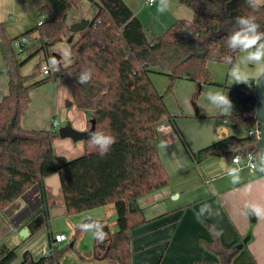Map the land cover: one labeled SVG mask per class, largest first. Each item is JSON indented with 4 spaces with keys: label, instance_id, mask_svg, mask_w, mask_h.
Returning a JSON list of instances; mask_svg holds the SVG:
<instances>
[{
    "label": "trees",
    "instance_id": "16d2710c",
    "mask_svg": "<svg viewBox=\"0 0 264 264\" xmlns=\"http://www.w3.org/2000/svg\"><path fill=\"white\" fill-rule=\"evenodd\" d=\"M82 1L45 0L39 15L47 19L26 34L36 42L31 43L34 50L29 49L25 59L20 56L27 49L18 52L14 44L18 38L10 39L5 23H0V49L9 77V92L0 101V212H5L34 186L57 177L65 216L114 205L118 231L105 236L103 241L98 239L97 248L113 264H132L131 232L148 223L145 211L136 204L166 190L171 181L159 152L161 126L169 123L174 127L196 163L220 157L231 164L234 158L246 157L256 150L257 142L256 138L227 134L194 152L178 129L176 121L181 117L168 110L165 93L157 91L151 74L159 72L170 78L167 93L173 91L179 80L192 81L195 84L192 99L196 102L205 86L215 84L210 62L231 68L225 61L230 56L237 63L241 51H232L227 46V37L238 31L231 27L232 21L239 28L235 18L251 15L264 27V3L252 9L246 0H179L193 11V19L178 20L162 34L149 36L124 0H90L96 7V15L88 30L71 43V62L54 56L60 61L58 70L39 78L42 69L39 63L30 75H24L22 70L29 62L41 54L49 61L53 57L52 48L67 40L69 13ZM89 69L92 79L79 84L80 73ZM57 78L65 80L76 106L91 113V120L96 121L95 130L115 137L105 155L101 156L86 140L84 155L57 165L54 142L60 138L58 131L23 128L32 90ZM257 83L243 85L239 113L202 118L220 121L222 125L226 120L228 127L252 128L256 122ZM256 172L264 176L262 165ZM132 203L136 205L133 209ZM82 231H85L82 225L76 227L75 236ZM212 232L213 239L205 243L206 248L219 258L217 264H232L240 251L223 246L217 233ZM53 242L50 238L47 255L35 259L26 251L20 262L16 249L0 245V264H62L72 247L60 248Z\"/></svg>",
    "mask_w": 264,
    "mask_h": 264
},
{
    "label": "crops",
    "instance_id": "0c3cea01",
    "mask_svg": "<svg viewBox=\"0 0 264 264\" xmlns=\"http://www.w3.org/2000/svg\"><path fill=\"white\" fill-rule=\"evenodd\" d=\"M124 1L142 21L149 36L162 34L178 20L194 17L193 11L180 4L179 0H168V7L164 11L158 10L162 7L161 0L151 5L147 4L146 0ZM44 4L45 0H0V23H5L7 36L17 39L36 29L40 21L39 11ZM94 8L96 9L90 0H83L72 10L75 12L72 17V11L69 13L67 40L52 48L53 57L61 58L58 49H71V43L82 36V31L71 32V27L85 21L91 22L94 18L90 20L89 17ZM27 37L30 43L25 48L26 56L33 46L31 43L36 42L34 38ZM71 38L72 42L69 43ZM33 60V67L29 72L23 73L24 75L31 74L37 64L41 63L43 68L48 62L42 54ZM217 66L214 64L210 67L209 64L215 84L204 87L198 103L192 99L195 84L187 79L180 80L175 90L177 97L173 98L178 99L177 108L175 104H172V107L167 105L165 99L171 114L185 116V120L178 118L176 123L194 152L216 143L221 136L227 134L245 137L246 129L239 134L235 127H228L229 124L224 127L220 121L202 118L221 115L207 106L204 94L210 89L222 90L232 102L231 113H236L239 111V93L243 85L259 81L263 76L260 75V66L252 64L243 70L248 76L246 83H230L228 73L231 68L224 65L226 69L222 70L225 71V76L216 77L214 67L219 71ZM26 68L23 70L26 71ZM153 74L166 75L159 72H153L151 75ZM46 76L41 74L39 78ZM152 80L156 89H159L161 81L156 77ZM64 88H67L68 92ZM183 88L186 91H183ZM230 88L234 92L227 91ZM8 92L9 77L0 49V101ZM31 99L29 110L22 120L24 129L58 131L67 123H71L77 131H89L91 113L76 106L63 78H57L33 89ZM202 106L207 107V111ZM178 109H181V112ZM54 120L58 122L56 127L53 126ZM159 132V152L171 175V181L166 190L145 197L136 204L145 211L148 223L131 232L132 264H217L219 258L205 246V243H210L213 239L212 230L217 235L219 233V240L225 247H235L242 243L245 237L250 236L249 247L244 245L242 250L246 252L242 255L241 251L232 264H264V215H249L246 208L249 204L264 206V176H258L257 172L249 169H240L239 182L233 183L228 175V169L232 167L225 158L210 157L196 163L171 124H164ZM54 150L56 164L62 165L84 155L85 142L58 138L54 142ZM63 209L64 200L57 177L48 179L42 186H34L5 212H0V245L16 249L18 262L26 251L35 259L47 255L50 250V238L54 241L56 235H66L67 240L64 242H67L68 235L61 231L66 230L68 225L73 228L65 219ZM74 218L76 225L79 220L80 225L89 219L99 221L98 226H102L105 236H111L118 231V216L114 205L100 207L92 210V213L79 214ZM73 229L75 238V228ZM85 232L87 233L82 234L79 242H76L75 238L70 245L72 248L78 247V258H73V262L68 264H89L92 261L94 264H113L104 259L105 253L97 248L98 239L93 236L92 231ZM64 242L57 245L60 246ZM86 254H92V257L87 258ZM241 255L244 263H239Z\"/></svg>",
    "mask_w": 264,
    "mask_h": 264
},
{
    "label": "clouds",
    "instance_id": "9594fccd",
    "mask_svg": "<svg viewBox=\"0 0 264 264\" xmlns=\"http://www.w3.org/2000/svg\"><path fill=\"white\" fill-rule=\"evenodd\" d=\"M151 3L152 0H149ZM162 7L159 8V11H164L168 7V0H161ZM248 6L252 9H258L260 6V0H246ZM236 25L239 26L238 31H233L232 34L227 37V46L232 51H241L246 53V55L242 58V61L233 63L232 58L226 57L225 61L228 64H231L232 67L228 73L230 80L233 83L236 82H244L246 83L248 80V76L245 72H243L241 68V63H252L260 66V75H264V32L258 31L260 24L256 22V18L254 16H238L235 18ZM61 54V58L65 63L71 62V49L69 47H63L58 49ZM60 61H58L55 57H50L48 61V65L53 70H58ZM78 79L79 84H86L90 82L92 79L91 70H83ZM66 92H68L67 88H64ZM205 101L207 102V106L216 110L221 115H229L232 110V102L229 99L228 95L225 94L222 90H208L204 94ZM207 111V107L202 106ZM88 142L91 146L96 148L99 151L101 156L105 155L112 144L115 143V137L106 134L103 131H89V139ZM239 171L238 168H230L228 169V175L231 177L233 183L239 182ZM248 209V214H254L256 217H260L264 215V206L260 204H249L246 205ZM88 231H92L93 236L100 241H103L105 238V234L102 230V226H98L96 228L90 229ZM219 235V233H218Z\"/></svg>",
    "mask_w": 264,
    "mask_h": 264
},
{
    "label": "rangeland",
    "instance_id": "374dc122",
    "mask_svg": "<svg viewBox=\"0 0 264 264\" xmlns=\"http://www.w3.org/2000/svg\"><path fill=\"white\" fill-rule=\"evenodd\" d=\"M264 3V0H260V4H263ZM74 11H72L71 13H70V17H72L73 15H74ZM95 15H96V9L94 8V10L91 12V14H90V20H92L94 17H95ZM193 18H191V19H189V20H192ZM188 20V19H187ZM34 47L35 46H32L31 48H30V51H33L34 50ZM246 55V53H243V52H240L239 53V57L237 58V62H240V61H242V58L244 57ZM21 59H25L27 56H26V54H22L21 56ZM33 64H34V60L33 61H31V62H29L25 67H24V70H25V68H26V71H24V70H22V73H25V72H29L30 71V69L33 67ZM210 64V67L212 66V65H214V64H217L218 66V69H219V71H217L216 69H215V67H214V72H215V76L217 77H219V76H225V71H223L222 69L223 68H225L224 67V65L225 64H222V63H215V62H210L209 63ZM250 65H252V64H250V63H247V64H245V63H241V68H242V70H245L246 68H249V67H251ZM226 66V65H225ZM226 69V68H225ZM33 72V71H32ZM31 72V73H32ZM41 72V71H40ZM211 72H212V75H213V71H212V69H211ZM26 75V74H25ZM30 75V74H29ZM152 77H151V79H153L154 77H156L157 79H159L160 81H161V84L162 85H160V87H159V89H157V91L159 92H161L162 94H164L165 93V99H166V103H167V105L169 104V106L170 107H172V104H175L176 105V108L178 107V99H175L177 96H176V94H175V90H177V87H178V84L180 83V80L179 81H177L175 84H174V87H173V91L172 92H169V93H167L166 91H167V87H168V85L171 83L170 82V78L168 77V76H166V75H157V74H153V75H151ZM213 79H214V76H213ZM152 82H153V80H152ZM229 82L230 83H232V81L229 79ZM153 84H154V82H153ZM162 86V87H161ZM156 88V87H155ZM183 91H186V89L185 88H183L182 89ZM227 91H233L234 92V90L232 89V88H230V89H228ZM203 94V93H202ZM202 96V95H201ZM173 97H175V98H173ZM201 98V97H200ZM200 98H199V100H200ZM172 99H173V101H174V103H173V101H172ZM199 100H197L196 102L198 103L199 102ZM239 103V111L238 112H236V113H231V114H229V115H235V114H237V113H239L240 111H241V103L240 102H238ZM178 111L179 112H181V109H178ZM177 114H179V113H177ZM217 116V115H216ZM223 116V115H222ZM181 120H185V116L182 114L181 115ZM60 128V127H59ZM235 129H236V131H237V133H239V134H242L243 133V130H245V129H247L244 125H238L237 127H235ZM234 129V130H235ZM233 130V131H234ZM230 131V130H229ZM230 132H232V131H230ZM159 145V144H158ZM170 174V173H169ZM171 176V175H170ZM94 210V209H93ZM84 213H87V214H89V213H92V210H89V211H86V212H84ZM80 214H83V213H80ZM76 215H79V214H75V215H69V216H65V219H67L72 225H73V228H76V227H78V226H80V224H81V221L79 220L78 222H77V225H76V222H73V220L75 219L74 217L76 216ZM251 215V214H250ZM252 218V217H251ZM75 221H76V219H75ZM83 223V222H82ZM73 228H71L69 225H68V228H66V230H63V231H61V232H64L65 234H67L68 235V241L67 242H64L62 245H60L59 247L60 248H65V247H70V245L73 243V241H74V239L76 238V242H79L81 239H82V234L84 233H87V232H85V231H82V233L80 234V235H78V236H75V238L73 237V233H74V229ZM73 232V233H72ZM249 237V235L247 236V237H245L244 239H243V241L245 240V239H247ZM86 243H87V241H86ZM250 239L248 240V242L245 244V245H247L248 247H249V245H250ZM241 244V243H240ZM240 244H238V245H235V247L237 248ZM77 246H75V247H73V248H69V250L67 251V253L65 254V256H64V258H63V260H62V264H68V263H70V262H73V258H78V255H77ZM243 249H241V250H239L240 252L242 251ZM246 250H247V248H246ZM239 252V253H240ZM246 251L244 250V251H242V255L245 253ZM242 255L240 256V259H239V263H244L243 262V259H242ZM87 258H91L92 257V254L89 256V255H85ZM89 264H94L93 263V261L92 262H89Z\"/></svg>",
    "mask_w": 264,
    "mask_h": 264
},
{
    "label": "water",
    "instance_id": "95a60500",
    "mask_svg": "<svg viewBox=\"0 0 264 264\" xmlns=\"http://www.w3.org/2000/svg\"><path fill=\"white\" fill-rule=\"evenodd\" d=\"M224 17L228 18L226 14H224ZM90 25V22H83V23H78L75 24L71 27V32H77V31H82L86 32L88 30V27ZM232 28H236L239 30L238 27L235 26L234 22L232 21L231 23ZM258 31L264 32V27L260 26ZM69 43L72 42V38L68 40ZM254 97H255V103H256V114H255V121L257 124V131H258V139L256 142V151L258 152L260 158H261V165L264 170V75L259 79L256 87H255V92H254ZM96 128V121L94 119L91 120V128L89 131H95ZM89 131L87 132H80L74 129L71 125V123H67L66 126L60 128L58 130L59 136L62 139L70 138L74 142H79V141H86L89 139ZM15 204V203H14ZM135 204H131L130 208L133 209L135 208ZM253 220L255 219L254 216ZM99 225V221L94 220V219H89L86 220L82 223V226L86 230H90L96 226ZM250 239V236L245 239L238 247V250H241L244 248V245L248 242Z\"/></svg>",
    "mask_w": 264,
    "mask_h": 264
},
{
    "label": "built area",
    "instance_id": "2783aa9c",
    "mask_svg": "<svg viewBox=\"0 0 264 264\" xmlns=\"http://www.w3.org/2000/svg\"><path fill=\"white\" fill-rule=\"evenodd\" d=\"M157 0H152L150 3L149 0H146L147 4H154ZM45 16L40 17L39 26L42 25V23L45 21ZM30 43V39L27 36H23L18 38L15 41V48L18 50V52H23L25 47ZM53 69L48 65V63L41 69V74L48 75ZM241 91H244V88L241 89ZM229 123L228 121H224L223 125L227 126ZM58 125L57 121H53V126L56 127ZM245 137H251L258 139V131H257V124L255 122V125L252 128H247L245 131ZM261 165V158L256 150L248 153L246 157L238 156L234 158L233 162L231 163L232 168H238V169H249L251 171L256 172ZM67 240L66 235H56L54 239V245H57L58 243H62ZM49 253V252H48Z\"/></svg>",
    "mask_w": 264,
    "mask_h": 264
}]
</instances>
